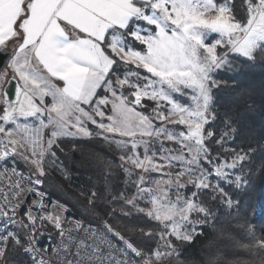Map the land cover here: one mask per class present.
Wrapping results in <instances>:
<instances>
[{"label":"snow or ice","instance_id":"1","mask_svg":"<svg viewBox=\"0 0 264 264\" xmlns=\"http://www.w3.org/2000/svg\"><path fill=\"white\" fill-rule=\"evenodd\" d=\"M0 55V264H182L206 227L201 264H264L239 198L264 135L218 107L222 73L264 62V0H0ZM96 140L73 215L43 186Z\"/></svg>","mask_w":264,"mask_h":264},{"label":"trees","instance_id":"2","mask_svg":"<svg viewBox=\"0 0 264 264\" xmlns=\"http://www.w3.org/2000/svg\"><path fill=\"white\" fill-rule=\"evenodd\" d=\"M222 75L225 83L222 84V91L218 90L220 100L218 107L236 112L246 134L258 140L264 135V62L258 61L247 67L239 65L235 70L224 72ZM110 151L105 143L98 140L86 142L75 151L71 146H64L63 152H58V156L73 181L65 179L55 171L51 179H46L44 190L58 201L69 205L77 215L83 214L87 217L92 212V208L87 204L89 189L103 186L93 157L109 158L107 154ZM253 155L255 158L250 170L245 173L248 184L239 198L245 203L248 221L260 231L264 229V165H262L264 156L259 152ZM112 182L119 184V176H114ZM258 205L263 207L261 219L256 218ZM222 209L224 212L228 211L223 206ZM98 211L104 213L107 212V208L102 204ZM216 211L217 216H220L221 209ZM224 219L227 220L226 217ZM116 226L123 229L124 223H116ZM214 240L220 242L216 240V231L206 227L203 234L194 237L192 243L177 242L180 246L182 264H201L209 244Z\"/></svg>","mask_w":264,"mask_h":264},{"label":"built area","instance_id":"3","mask_svg":"<svg viewBox=\"0 0 264 264\" xmlns=\"http://www.w3.org/2000/svg\"><path fill=\"white\" fill-rule=\"evenodd\" d=\"M62 164V163H61ZM58 173H60L65 179L67 180H70V181H73V178L72 176L69 174V172L66 170L65 166L62 164V168L57 171ZM43 191L44 190V186H43ZM46 192V191H45ZM47 193V192H46ZM48 194V193H47ZM48 199L51 200L52 202H56L58 201L57 199H55L53 196L49 195L48 194ZM71 213L73 215H77L72 209L71 207L68 205ZM42 243L45 245V246H48L49 244H52L53 246L55 245V233H53L52 237H50L49 239L47 240H42Z\"/></svg>","mask_w":264,"mask_h":264},{"label":"water","instance_id":"4","mask_svg":"<svg viewBox=\"0 0 264 264\" xmlns=\"http://www.w3.org/2000/svg\"><path fill=\"white\" fill-rule=\"evenodd\" d=\"M6 63H7V59L4 56L0 55V67H3L4 65H6ZM10 91L14 95V89H10Z\"/></svg>","mask_w":264,"mask_h":264},{"label":"rangeland","instance_id":"5","mask_svg":"<svg viewBox=\"0 0 264 264\" xmlns=\"http://www.w3.org/2000/svg\"><path fill=\"white\" fill-rule=\"evenodd\" d=\"M262 215H263V207L258 205L256 209V218H260Z\"/></svg>","mask_w":264,"mask_h":264}]
</instances>
